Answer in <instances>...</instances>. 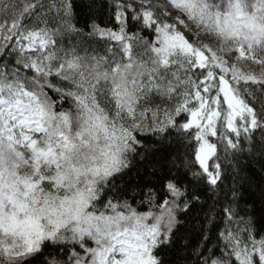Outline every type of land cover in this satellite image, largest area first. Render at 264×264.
I'll return each mask as SVG.
<instances>
[{
	"label": "snow or ice",
	"instance_id": "obj_1",
	"mask_svg": "<svg viewBox=\"0 0 264 264\" xmlns=\"http://www.w3.org/2000/svg\"><path fill=\"white\" fill-rule=\"evenodd\" d=\"M0 264H264V0H0Z\"/></svg>",
	"mask_w": 264,
	"mask_h": 264
},
{
	"label": "trees",
	"instance_id": "obj_2",
	"mask_svg": "<svg viewBox=\"0 0 264 264\" xmlns=\"http://www.w3.org/2000/svg\"><path fill=\"white\" fill-rule=\"evenodd\" d=\"M259 134H257L258 136ZM193 224L198 228L199 227V224L196 222V221H193Z\"/></svg>",
	"mask_w": 264,
	"mask_h": 264
}]
</instances>
